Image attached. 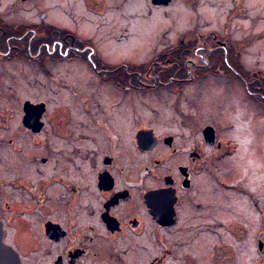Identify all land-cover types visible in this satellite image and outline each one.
<instances>
[{
	"label": "flooded vegetation",
	"instance_id": "flooded-vegetation-1",
	"mask_svg": "<svg viewBox=\"0 0 264 264\" xmlns=\"http://www.w3.org/2000/svg\"><path fill=\"white\" fill-rule=\"evenodd\" d=\"M180 1L128 0V12L148 19ZM88 2L100 17L104 0ZM231 2L219 29L189 27L160 47L147 41L134 60L114 56L124 50L98 44L87 28L73 31L46 21V41L31 40L21 50L0 25V64L8 54L31 63L68 97L56 104L51 89L54 106L24 98L10 134L11 122L0 114V145L12 152L0 155V264H264V228H251L249 217L254 222L255 216L247 207L244 214L235 207L232 212L236 247L223 236L230 211L222 197L226 203L246 194L252 210L260 214L261 207L257 193L245 190L244 176L252 174L239 136L243 92L254 101L248 106L256 115L258 103L264 106V74L246 69L243 45L233 39L245 0ZM50 10L45 20L52 18ZM161 28L151 26L144 34ZM171 32L168 27L166 35ZM56 66L65 67L69 81L57 82ZM78 68L85 76L73 78ZM193 87L219 88L235 103L207 96L197 107ZM227 107L231 112L222 117ZM28 112L30 118L42 116L35 121ZM255 145L246 146L252 155ZM219 211L226 217L214 216L219 232L212 220L197 228L198 213L210 220ZM203 231L218 234V241L210 253L198 255L197 239L206 246Z\"/></svg>",
	"mask_w": 264,
	"mask_h": 264
},
{
	"label": "rangeland",
	"instance_id": "rangeland-1",
	"mask_svg": "<svg viewBox=\"0 0 264 264\" xmlns=\"http://www.w3.org/2000/svg\"><path fill=\"white\" fill-rule=\"evenodd\" d=\"M178 3L179 4L174 7L161 10L151 18L141 19L138 17L135 10L134 12H128V0H104L101 7H99L100 13H102L100 17L96 13H92V10L89 9L91 6H89L88 0H44V2L37 1L31 4H20V6H15L16 4L13 0H0V19L5 23L4 25L3 22L0 21V25L4 26L7 34L12 37L10 41L11 45H17L21 50L22 47L27 46L31 40H36V42L46 41L48 33L44 32V30H48L46 28L50 27V24L47 23L48 26H41L42 24H46V21H50L59 26L71 27L73 31L75 28H79V30L87 28L86 35H94L98 44L106 45L110 43V49L113 51L117 49L119 51L124 50L123 54L118 53L114 56L123 55L126 60H128V58L129 60H134L136 59L135 57L138 56L139 46L141 44L143 45V43L146 44L147 41L148 44H150L152 40H156L154 45L160 47L162 44L170 43L171 40H177V36L188 31L189 27L194 28L201 26L205 27L207 30L212 28L219 29L220 26L226 22L228 16L227 10L232 6L231 0H184L183 3L181 1ZM245 6L246 10L244 15L238 19L239 28L237 29L234 23L231 32L237 29L233 39L235 40V38H237L243 45L246 69L250 73L260 71L264 74V0H245ZM49 8L52 11L50 10L48 13H54L52 18L45 20L43 18L44 11ZM55 12H58L61 17L56 18L54 16V14H56ZM63 17H67V20L63 19ZM112 23L115 24L116 29H111L108 33L107 26ZM35 24L37 26H34ZM157 24L163 26L161 31L156 30L154 33L150 32L149 34H144L145 29H150L151 26ZM168 27L172 29V32L168 33L170 36L166 35ZM28 30L35 32L28 34L26 33ZM3 32L4 30H0V34ZM151 35H155L154 38L151 37ZM32 37H34V39ZM121 45L123 46L121 47ZM148 55H151V53ZM148 55L145 54L144 56ZM141 56H143V54H141ZM4 57L7 59L6 63L0 64V114H2V118L5 115L9 118L11 123L7 126L9 129L8 133L10 134L14 131L16 125L19 124L18 111L20 109H18V107L24 98L30 97L36 100L47 99L54 106L55 102L51 99L53 95L50 94L52 90L55 93L54 96L57 100L56 104H59L64 97L67 96L64 94V89L60 87L61 85H56L55 81H53L54 83L49 82L44 76L43 71L36 68L35 65L28 62L24 63V61H15L16 58L9 54L1 56V58ZM11 57L12 59L14 58V61H8ZM120 61L122 60H117V62ZM63 68L65 67L56 66L53 68L56 78L59 79L57 82L69 81L66 76L67 71H64ZM80 76L84 77L85 74L78 68L73 78H81ZM261 83L264 85V76ZM74 85L77 88V84ZM213 89L214 88L200 89L197 87L190 89L193 91V93H190V96L196 98L197 102L195 100V104L197 107H203L206 104L205 100L208 99L207 96H211L217 100H225L228 103H235L234 101L236 98L234 97L232 99L231 96L228 95L229 93L220 95L222 91H220L219 88ZM198 94L202 96H198ZM59 95L61 96V100ZM219 96L222 97L219 98ZM243 98L244 109L242 114L243 118L241 119L243 134L239 137H241L240 140L242 141V156L245 157L246 160L245 166L247 171L250 167L249 170L252 174L250 177L244 176V184L246 186V191L257 193L260 197V214L256 213L258 212L257 209L256 212L252 210L253 207L251 203L247 202L249 201V196L246 194H234L235 198L232 200L230 197V201H227L228 204L227 202L224 203L223 197L220 200L221 204H226L227 210L230 211L228 215L229 219L226 220V217L221 215L219 211V214L214 212L210 220L207 216L198 213L196 220L197 228L202 230L211 220L215 230L219 228V225H216L219 221L217 218L226 220L225 223H229L228 234L223 233V236L227 235V242L230 244L229 247H231V244L236 247V239L234 237L236 228L230 226L232 224V217H235L232 214L235 208L238 214H244V210H247V208L253 213L255 216L254 222L251 217H249L252 229L256 224L260 225V229L263 230L264 228V106L262 103H258L260 108L258 113L254 115L249 113L252 109L248 106L249 102L254 101L246 94V91L243 92ZM230 112L231 107L224 113L222 112L221 116L225 117ZM110 116H112L111 113ZM13 123H15V126ZM249 127L251 128V132L248 135L247 132ZM248 142L256 144L254 146V155H252L251 150H246ZM8 149L9 148L0 145V155H2L3 158L5 155L9 154L10 151ZM26 152L33 151L30 148L27 149ZM4 169L3 175H6L7 172ZM220 193L222 195L223 192L220 191ZM229 194L223 193L224 197H228ZM241 203L244 204V208H241L240 210L242 212L239 213L237 209L242 206ZM245 212L248 213V211ZM214 216H217V218H214ZM216 231L219 232L220 230ZM207 232H202V236H207V240L204 241L206 246L201 244L203 239L202 241H200L201 238L197 239L198 255L204 250H209L208 253H210L211 248H213L214 244L218 241V234L211 233L210 231ZM254 258V256H251L250 260Z\"/></svg>",
	"mask_w": 264,
	"mask_h": 264
},
{
	"label": "water",
	"instance_id": "water-1",
	"mask_svg": "<svg viewBox=\"0 0 264 264\" xmlns=\"http://www.w3.org/2000/svg\"><path fill=\"white\" fill-rule=\"evenodd\" d=\"M27 116H28V118H29V119H33V120H35V121H36V120H40V118H41L42 114H40V115H37L36 117H33V118L31 117V118H30V113L28 112V113H27Z\"/></svg>",
	"mask_w": 264,
	"mask_h": 264
}]
</instances>
